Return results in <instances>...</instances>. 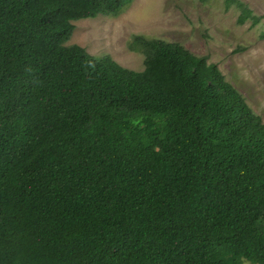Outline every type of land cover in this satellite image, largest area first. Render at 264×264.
<instances>
[{"label": "trees", "instance_id": "1", "mask_svg": "<svg viewBox=\"0 0 264 264\" xmlns=\"http://www.w3.org/2000/svg\"><path fill=\"white\" fill-rule=\"evenodd\" d=\"M132 1L0 0V264H264V121L218 64L65 45Z\"/></svg>", "mask_w": 264, "mask_h": 264}, {"label": "rangeland", "instance_id": "2", "mask_svg": "<svg viewBox=\"0 0 264 264\" xmlns=\"http://www.w3.org/2000/svg\"><path fill=\"white\" fill-rule=\"evenodd\" d=\"M240 1L260 18L257 24L251 18L238 22L242 8L233 3L227 9L225 0H133L118 15L73 21L65 45L80 44L93 55L142 70L144 53L130 47L135 34L179 42L218 64L264 121V0Z\"/></svg>", "mask_w": 264, "mask_h": 264}]
</instances>
